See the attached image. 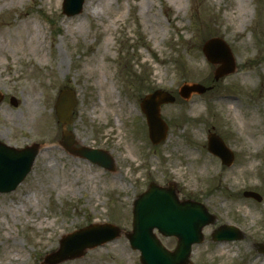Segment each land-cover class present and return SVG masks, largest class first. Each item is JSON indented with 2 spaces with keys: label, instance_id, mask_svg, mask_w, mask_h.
Returning a JSON list of instances; mask_svg holds the SVG:
<instances>
[{
  "label": "rangeland",
  "instance_id": "obj_1",
  "mask_svg": "<svg viewBox=\"0 0 264 264\" xmlns=\"http://www.w3.org/2000/svg\"><path fill=\"white\" fill-rule=\"evenodd\" d=\"M61 4L0 0V142L41 146L24 179L0 193V264H39L64 233L94 222L129 232L132 201L150 182L173 183L180 200L214 216L192 264H264V0H84L72 16ZM211 37L234 60L217 80L220 64L203 53ZM193 83L207 89L181 97ZM64 87L77 98L67 126L77 145L108 151L114 171L60 145L53 105ZM156 89L175 100L160 105L167 137L153 145L140 102ZM211 132L233 151L231 165L208 152ZM221 225L242 238L212 240ZM59 264L141 263L122 234Z\"/></svg>",
  "mask_w": 264,
  "mask_h": 264
},
{
  "label": "water",
  "instance_id": "obj_2",
  "mask_svg": "<svg viewBox=\"0 0 264 264\" xmlns=\"http://www.w3.org/2000/svg\"><path fill=\"white\" fill-rule=\"evenodd\" d=\"M84 0H63L62 11L71 16L78 14ZM203 52L211 63H219L214 70V78L229 74L234 69V60L229 46L224 40L213 37L203 46ZM206 90L200 84H184L180 95L188 97L192 92L202 93ZM2 95L0 94V100ZM174 96L167 91L155 90L141 101V109L145 113L148 135L153 144L164 141L167 137V124L160 116V105L172 103ZM12 104H16L12 100ZM76 105L75 92L71 88H63L58 92L54 104L55 116L62 124L60 144L70 154L87 159L109 171L115 170V162L109 153L101 149L86 146L75 147L76 140L67 125L72 122L73 109ZM208 150L218 156L221 162L230 165L233 153L215 133L207 136ZM39 144H31L16 149L0 143V192L13 190L30 171ZM244 196L261 200V196L252 191H244ZM202 203L192 200H179L172 184L167 187L150 183L148 189L133 201L132 229L123 233L113 224H91L64 235L56 250L47 253L40 264H58L68 259L83 255L84 251L99 244L124 235L132 249L139 251L141 264H192L191 248L203 240L202 228L214 222ZM154 229L162 236H175L174 249L166 248L157 237ZM242 234L234 226L221 225L212 231V239L237 240ZM264 252V245L260 246Z\"/></svg>",
  "mask_w": 264,
  "mask_h": 264
},
{
  "label": "bare ground",
  "instance_id": "obj_3",
  "mask_svg": "<svg viewBox=\"0 0 264 264\" xmlns=\"http://www.w3.org/2000/svg\"><path fill=\"white\" fill-rule=\"evenodd\" d=\"M105 44L107 45L108 42H106ZM224 100L227 101V103H229V108H232V109L236 108L235 102L230 97H226Z\"/></svg>",
  "mask_w": 264,
  "mask_h": 264
}]
</instances>
